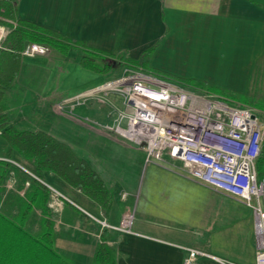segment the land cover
Returning a JSON list of instances; mask_svg holds the SVG:
<instances>
[{
	"label": "crops",
	"instance_id": "crops-1",
	"mask_svg": "<svg viewBox=\"0 0 264 264\" xmlns=\"http://www.w3.org/2000/svg\"><path fill=\"white\" fill-rule=\"evenodd\" d=\"M18 9L19 18L94 48L139 58L153 46L149 65L184 77L194 78V68L204 67L205 79L215 80L213 71L222 68L220 77L241 80L264 54V0H18ZM0 27L9 28L2 21ZM72 48L22 52L18 74L4 91L7 114L11 124L46 131L72 147L104 180L112 201L106 208L52 171L39 174L17 151L9 156L0 133L1 194L23 195L31 176L66 196L52 209L54 247L73 264H94L101 240L114 249L115 264H184L186 247L210 254L200 255L198 264H255L253 208L193 176L168 151L146 161L142 145L111 127L125 108L122 97L109 101L106 92L117 94L99 89L102 71L82 65V51ZM71 64L91 71L83 72L87 79L79 88L68 76ZM80 94L81 100L70 99ZM27 97L37 105L25 109ZM5 162L12 166L6 174ZM5 205L19 209L17 202ZM127 211L134 213L131 232L99 221L118 225ZM28 227L37 230L38 219Z\"/></svg>",
	"mask_w": 264,
	"mask_h": 264
},
{
	"label": "built area",
	"instance_id": "built-area-1",
	"mask_svg": "<svg viewBox=\"0 0 264 264\" xmlns=\"http://www.w3.org/2000/svg\"><path fill=\"white\" fill-rule=\"evenodd\" d=\"M5 33L0 27V46ZM48 50L46 44L31 42L23 53ZM99 87L122 97L125 108L117 111L111 127L142 145L146 161L161 159L168 151L184 161L193 176L241 197L253 208L258 239L255 264H264V176L260 177L257 170V159L264 148L261 109L232 103L224 95L194 89L140 67L128 68ZM50 189L54 193L48 205L53 208L63 204L66 196L56 188ZM133 218V211H127L118 225L99 221L103 227L131 232ZM186 248L184 264H198L200 255H210L199 248Z\"/></svg>",
	"mask_w": 264,
	"mask_h": 264
},
{
	"label": "trees",
	"instance_id": "trees-1",
	"mask_svg": "<svg viewBox=\"0 0 264 264\" xmlns=\"http://www.w3.org/2000/svg\"><path fill=\"white\" fill-rule=\"evenodd\" d=\"M18 11V0H0V16L2 17L0 21L9 27L0 46V133L8 143L7 154L11 156L14 150L17 151L21 156L34 162L39 174L45 170L52 171L65 182L81 187L85 193L106 208L112 201V193L85 158L80 157L72 147L46 131L20 128L11 124L4 91L18 74L21 54L27 43H43L61 52H67L74 46H81L82 55L79 62L90 69L102 72L110 69L112 65L110 58L102 60L104 55H109L127 65L160 74L194 89L228 95L243 102L249 101L248 97L230 94L203 81L178 76L150 66L149 57L153 46L146 49L141 57L131 58L122 52L94 48L84 40H73L56 29L19 18ZM97 56L101 58V61ZM254 105L264 110L263 101L255 102ZM5 165L6 174L12 166L9 162H5ZM257 170L259 176L263 177L264 148L257 159ZM5 174L2 173V176ZM28 179L31 186L26 188L23 195L9 200L12 204L17 202L19 209L12 212L8 211L5 204L0 207V264H73L70 258L54 247L56 233L52 208L48 205L49 187L34 177L30 176ZM1 190L0 185V203L3 196ZM9 203L7 199L6 204ZM33 216H36L40 223L37 230L28 227V221ZM94 264H115V251L104 240H101L97 246Z\"/></svg>",
	"mask_w": 264,
	"mask_h": 264
},
{
	"label": "rangeland",
	"instance_id": "rangeland-1",
	"mask_svg": "<svg viewBox=\"0 0 264 264\" xmlns=\"http://www.w3.org/2000/svg\"><path fill=\"white\" fill-rule=\"evenodd\" d=\"M7 30H8V28H7ZM35 43H39V42H35ZM27 45H28V43L26 44V46ZM26 46H25V48H26ZM75 48L77 50H79V51H82L81 46H77V47H74L72 49H75ZM24 49H23V51H24ZM72 51H74V50H72ZM75 52H77V51H75ZM97 58H99V56H97ZM109 58H110V61H111L112 65H111L110 69H108V70H106L104 72H101L102 79H103L102 81L103 82H105V81L107 82L109 80H112V79H115V78L119 77L128 68L137 69V67L127 65L126 63H124L123 61H120V60H115V59L111 58L109 55H106V56L104 55L102 57V60H109ZM100 59L101 58H99V61H101ZM78 60H79V58H78ZM68 69L70 70L69 71L70 74L68 75L69 78H70V81L72 82V85L77 87V88L81 87L79 85L83 84L86 81V79H87L86 78V74L83 75V72H91V71H88V70L87 71H81L83 69H80V67L78 65H73V64H71ZM187 69H191V68H187ZM194 69H195V75H194L193 79H195L197 81H203L206 84L217 86V87L221 88L222 90L230 92V94L249 98L248 102H243V101L231 98L228 95H225V97H227V99H229V101H231L232 103L242 104V105H249V106H255L254 105L255 102H258V101H263L264 102V54L262 55V57L260 59H258L257 61L254 62L253 66L248 68V71L245 73V77H244V74H243L244 70L242 72L240 70L241 76H242V78H240L241 80L232 79V78H231L232 80H230L229 78L220 77L221 74L219 72H221L222 68H217V72L213 71L214 74L218 75V76H213V77H215V80H209L210 78H208V79L206 78L205 79V77H203L205 75V71H206L207 68L198 67V68H194ZM77 70L81 71L82 73L81 72L80 73L77 72ZM169 73H172V72H169ZM185 73H186L185 75H191L188 72H185ZM172 74H174V73H172ZM242 80H244V81H242ZM106 93H107L106 97H107V99H109V101H114V102L116 101L117 102L118 100H121V96L116 91H114V93H116L118 96L113 94L114 97H112V93L110 91H108ZM29 99L30 98H28V97L25 98V99L24 98L22 99V100H25L28 103L26 105L25 109H31V106L34 103H36V105H37V102L29 101ZM81 99H74V101L75 100L79 101ZM39 100H38V102L40 103V101H42V100H40V101ZM258 108H260V107H258ZM33 109H36V108H33ZM260 109H261L260 114L264 115L263 114L264 110L262 108H260ZM41 121L44 122L43 120H41ZM46 124H48V122H46ZM6 188H8V187H6ZM49 189H50V187H49ZM53 193L54 192L52 191V189H50V198H51ZM11 198H12V196L9 195V194L8 195L6 194L5 196H2V203L6 204L7 203V199H8V202H9V200ZM58 206H60V205H58ZM56 207L57 206H55L53 208H56ZM52 216H53V214H52ZM34 218H36V216L32 217L33 220H34Z\"/></svg>",
	"mask_w": 264,
	"mask_h": 264
}]
</instances>
